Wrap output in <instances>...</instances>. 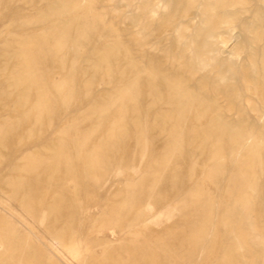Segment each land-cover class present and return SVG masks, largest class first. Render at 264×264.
<instances>
[{
	"label": "rangeland",
	"instance_id": "rangeland-1",
	"mask_svg": "<svg viewBox=\"0 0 264 264\" xmlns=\"http://www.w3.org/2000/svg\"><path fill=\"white\" fill-rule=\"evenodd\" d=\"M40 1L0 3L3 15L0 18V58L5 45L3 39L24 40L39 33V23L35 18L39 11L45 9V0ZM54 1L62 5L71 0ZM95 1L94 12L100 15L105 25L117 31L125 46L131 48L132 34L141 37L143 50H147L144 51L145 56L150 50L155 54L161 53L180 29L185 30L186 40L192 47L180 57V62L193 63L196 61L193 49H201L206 41H213L214 46L206 47L202 65L193 81L203 82L207 87L216 84L222 90L233 89L235 100L231 109L225 99L221 97L218 100L221 120L232 125L240 123L244 137H257L259 127L264 124V115L262 119L258 118L248 109L256 102L252 87L245 78L250 81L252 71H255L257 86L264 79V25L260 26L253 20L255 14H264V0L251 1L246 11L237 13L236 21L227 25L225 36L216 32L209 37L201 35L198 38L195 32L202 26V6L189 8L187 0ZM145 3L149 8L148 15L138 16ZM231 8L229 5L228 9ZM161 14L172 20L170 28H157ZM148 16L152 19L151 29L145 31ZM219 17L214 19V24L220 22ZM255 25V33L246 31ZM255 35L257 39L251 43ZM114 40V34L107 29H94L82 49V61L91 63L93 54ZM168 52L170 57L178 55L174 46ZM178 58L175 56L176 60ZM9 72V66L5 67L0 62V97L13 90L9 86ZM58 80V75H53V81ZM120 86L121 81L116 77L109 85L99 81L95 84V93L112 92ZM21 92H14L7 103L0 101V264H135L145 255V259H155V264H264V210L255 208L259 192L255 197L250 194L247 200L244 199V206L238 210L235 205L242 201L241 197L228 194L232 188L227 187L224 175L217 174L213 182L204 179L208 170H215L217 163H223L232 150L216 138L208 139L204 149L191 147V132L205 127L204 120L184 119L175 144L167 131L161 132L154 126L156 114L168 111L167 102H160L149 115L141 111L133 115L129 106L123 107L124 117L111 132L115 137L114 143L107 145L104 140L110 132V125L104 126L98 117L84 118L88 105L73 107L69 104L63 116L54 106L49 121L42 123L33 110L36 98L29 99L21 108L17 105ZM53 103L62 104L60 100H52ZM141 104L146 105L148 101L141 100ZM69 119H75L73 137L84 140L82 151L89 153L98 149L97 163L104 169V174L97 171L95 177L86 178L88 188L77 197L80 201L75 220L63 232V217L56 220L55 214L31 212L27 203L29 188L36 181L41 182L43 189H47L53 198L59 197V188L53 181L55 171L63 176V187L70 193L75 192V184L65 176L63 166L53 159V150L67 141L62 126ZM136 119L140 125L135 129L132 123ZM12 141L15 145L11 144ZM214 155L215 160H212ZM165 160L167 165L163 169L160 165ZM46 164L51 165L49 170L42 168ZM155 169L158 172L152 175ZM254 179L256 189H261L264 185L263 167H254ZM169 180L174 187L166 192L163 185ZM196 191L214 201L209 215L205 214L203 224L199 226L195 221L201 214L200 208L192 207L187 215L182 212V206L189 203ZM200 205L205 206L206 201ZM79 213H82L80 218ZM227 215L228 220L225 221ZM63 216L66 218V213ZM51 223L52 228L47 229ZM198 228L204 232L200 243L191 240V235ZM63 233L65 236L58 238L57 250L47 253V242ZM36 250L34 258L26 256L28 251Z\"/></svg>",
	"mask_w": 264,
	"mask_h": 264
},
{
	"label": "bare ground",
	"instance_id": "bare-ground-1",
	"mask_svg": "<svg viewBox=\"0 0 264 264\" xmlns=\"http://www.w3.org/2000/svg\"><path fill=\"white\" fill-rule=\"evenodd\" d=\"M10 1L0 0V3L8 5ZM251 1L254 2L256 0H187L186 5L189 8L202 6V26L196 29L195 37L198 38L201 35L209 37L216 32H222V35L225 36L227 34V25L236 21V14L246 11ZM95 2V0H71L67 4L63 3L64 5H60L54 0H45V9L39 11L35 18L39 23V33L24 40L14 38L3 39L5 45L0 62H3L5 67L9 66L10 68L7 76L9 86L13 90L5 92L4 96L0 97V101L7 103L9 96L14 92L22 91L19 93L17 102V105L21 108V105L29 99L36 98L33 110L37 119L42 121V123L49 121V114L51 108L54 106L59 109V114L63 116L69 104L73 107L88 105L87 111L83 114L84 118L92 119L93 117H98L104 126L110 125V132L107 133L104 140L107 145L114 143L115 137L111 132L114 130V125H119L124 117L121 110L123 107L129 106L132 109L133 115L139 111L149 115L160 102H167L169 105L168 111L156 114L154 126L158 127L161 132L167 131L176 144L178 141L176 136L183 126L182 121L184 119L204 120L205 127L199 129L197 126L198 129H194L191 132V147L194 149H204L208 139L216 138L218 142H223L232 148L225 161L217 163L215 170L209 169L207 177L205 176L206 178L204 179L208 182H213L217 174L221 173L224 175L227 179V187L232 188V191L228 194L241 197L242 201L235 205V208L238 210L244 206V199L247 200L250 194L255 197L258 191V202L255 208L257 211H263L264 185L261 189H256L254 167L264 168V124L259 127V134L254 139L251 136L244 137L240 123L232 125L221 120L222 110L218 100L221 97L225 99L229 109H231L235 100V91L233 89L222 90L216 84L207 87L203 82L195 83L193 81L195 73L202 65L206 47L214 46V42L208 40L201 49L196 50L194 48L193 55L196 61L193 63L180 62L183 54L186 51L192 50L190 43L186 40L187 35L185 30L180 29L174 33L167 48L161 50V53L155 54L150 50L145 56L144 51L147 50H143V40L141 37L137 34H132L130 37L131 48L125 46L117 31L113 27L105 25L100 15L94 12ZM229 5H232L231 10L228 9ZM148 9L145 3L144 9L138 16L148 15ZM218 16L221 17V20L219 23L214 24V19ZM2 17L3 15L0 13V18ZM151 20L148 16V24L145 26V31L151 29ZM253 20L260 26L264 25V14H255ZM172 25L173 22L168 16L165 14L159 16L157 21V28L159 30L170 28ZM98 27L107 29L114 34L115 40L110 45L104 47L102 51L97 50L93 54V61L91 63L83 62L82 49L87 44L86 39ZM256 27L257 25L252 30L246 28V31L250 33L254 31L255 33ZM262 28L264 29V26ZM256 39V35L253 36L251 43H254ZM172 46L177 48L178 55L172 54L170 57L168 50ZM175 56L179 57L178 60L175 59ZM174 66L177 69H174ZM53 75H58L59 80L54 82ZM115 77L121 81L120 88L112 92L109 90L104 94L95 93V84L97 82L100 81L109 85ZM250 78L252 82L248 78H245L247 79L245 82L249 83V86L251 85L256 103L249 105L248 109L254 112L258 118L262 119L264 115V79L262 78L261 85L257 86L255 71H252ZM145 99L148 101V104H141V100ZM52 100L54 102L60 100L62 104L53 103L52 105ZM74 122L75 119H69L63 124L62 131L68 138L67 141L59 144L53 150V159L56 164L63 166L65 176L70 177L75 184V192L70 193L65 186L63 187L61 184L63 176L55 171L53 181L59 188V192L57 193L59 197L53 198L47 189H43V184L36 181L29 188L30 195L27 203L28 209L31 212L45 211L46 214H55L54 218L56 220L63 217L61 224L63 232L75 220L79 207L77 203L80 201L77 197H80L81 193L86 192L88 188L86 178L95 177L97 171L101 175L104 174V169L97 163L98 149L85 153L82 151L84 140L73 137ZM139 125L138 119L132 123L135 129L139 128ZM11 144L15 145V141H12ZM211 159L215 160V155ZM161 164L160 166L164 169L167 165V160ZM50 166L46 164L42 168L49 170ZM157 172V169H155L152 175H155ZM173 187L174 184L171 180L166 181L163 185L166 192L171 191ZM204 200L206 201V205L201 206L200 204ZM157 202H160V200ZM213 202L212 199L206 198L202 192L196 191L192 194L189 203L182 206V212L184 215H187L192 207L200 208L201 214L195 221V225L199 226L203 224L206 217L205 214L209 215ZM229 204L231 205V203ZM64 213L67 215L66 218L63 216ZM81 215L82 213H79L78 217L80 218ZM224 220H228V215ZM51 228L52 223L48 225L47 229ZM64 234L58 235V237H54L47 242V253L52 254L57 250L59 246L58 238L60 236L64 237ZM191 236L192 241L200 243L203 240L204 232L201 228H198L194 230ZM257 237L259 236L257 235ZM1 247L2 245L0 244ZM36 252L37 250L28 251L26 256L32 259L35 257ZM234 252H236V255H239L237 253L238 250ZM145 256L138 258L135 264H155V259H145Z\"/></svg>",
	"mask_w": 264,
	"mask_h": 264
}]
</instances>
